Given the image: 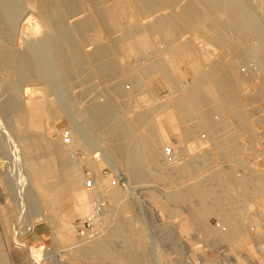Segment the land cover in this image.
<instances>
[{
	"label": "bare ground",
	"instance_id": "bare-ground-1",
	"mask_svg": "<svg viewBox=\"0 0 264 264\" xmlns=\"http://www.w3.org/2000/svg\"><path fill=\"white\" fill-rule=\"evenodd\" d=\"M181 1L0 0V81L6 82L14 92L21 87L17 90L21 101L10 95L9 98L1 99L0 114L5 119L14 117L18 129L23 125L25 129L33 130L32 133L25 131L26 133L16 135L17 160L24 163L27 177L39 192L42 203L47 205V209L50 208V212L51 208H55L56 198L62 194H68L74 200L76 211L85 215V219L91 215L98 200L104 201L105 205L97 219L94 236L82 240L80 238L78 241L64 238L60 234L57 236V239L68 243V249L64 258L61 257L64 261L59 263L60 259L54 264H78L79 259L76 261V258H105L111 260V264H130L142 252L139 248L143 247H136L137 238L136 242H129L128 235L134 233L140 241L143 233L142 226L133 215L131 218L115 217L103 230L104 217L109 216L106 214L105 198L118 201L124 187L113 185L106 190L103 187L105 179L97 174L94 178L95 187L85 188V174L74 166L70 158V151L83 140L82 135L72 132L69 144L64 143L63 138L49 140L45 137L44 129L49 127L45 122L46 110L52 103L47 100L48 97L39 95L40 91L37 90V94L35 89L27 87L45 79L40 63L41 56L44 57L42 60L49 61L48 65L52 63V71L62 88L75 71L89 73V64L100 79L107 82L110 79L115 80L109 86L113 92L106 97L105 102H92L81 111L85 123L95 133L100 130L107 131V137L111 141L107 144L108 151L118 159L124 176L128 179V189L139 182L160 180L170 186L181 180V183L177 182L175 189H167L162 196L167 195L169 203H175V211L179 207H186L183 209L185 212L182 211L185 215L176 224L182 235L189 234L194 228L200 230L203 238L208 241L227 244L238 240L246 242L248 225H254L255 229L258 221L255 211L250 213L247 208L244 210L239 206V202L229 192L231 188H235L234 191L239 197L254 198L257 194L261 198L258 212L264 215V171H256L255 174L249 173L255 170L243 171L239 175L238 166L246 164L245 160H236L239 145L228 143L227 140L217 141L219 137L216 136L217 130L231 123L240 134L249 137L251 143L260 142L255 139L254 129L256 130V123L264 127V118L255 119L253 116L256 108H245L240 101L244 97L249 98L251 103L256 98L264 97V20H259L245 11L246 7L255 9L257 2L263 0ZM167 8L169 11H163ZM25 11L32 14L26 17ZM23 16L33 37H24V47L21 48L15 46V41L12 40L17 35V25ZM29 29L26 31L29 32ZM187 33L190 35L187 36ZM153 37L159 39V47L154 45ZM85 42L94 45L85 49ZM185 54H192L195 58L192 66L195 75L191 81H178L172 72L175 67L172 64L173 59ZM150 55L155 58L149 59ZM125 56L135 58L138 66L132 61L120 65L116 59ZM244 65L247 68L243 69ZM152 79H159L162 84L172 89L169 102L164 103V109H168H163L159 115L156 114L157 109L154 113L151 107H147L129 116V112L136 110V105L143 103L138 102L140 99L135 103L133 97L136 94L132 93L145 90L148 80ZM256 81L258 85L254 94L243 93L246 84L252 86ZM127 82L130 83L132 91L126 89ZM143 95H136L137 99L148 96ZM150 116L152 122L149 120ZM50 120L51 128L59 129L60 124L66 122V117L53 113ZM189 121L193 122L188 123ZM219 122L223 124L214 129L213 126ZM212 128L214 131L211 132ZM169 129L179 133L183 146L169 142ZM197 134H203L202 139L211 141L209 143L217 148V152L210 153L207 149H199L207 145L201 146L204 142H188ZM167 144H172L174 149L170 155L165 153ZM197 149L202 152L196 153ZM262 152L264 153V148ZM223 158H226L229 165L219 163L218 170L202 177L205 175L201 171H205L212 162ZM91 161L89 158L84 162L94 166ZM97 162L102 165V158ZM11 182L0 159L1 188L5 191ZM153 185L145 186L150 189L148 195L151 199L156 198L152 192L154 188H151ZM91 195L95 197L93 204ZM17 206L19 205L12 202L1 208L6 228L10 225V229L9 214L16 212ZM117 206L120 212L130 208L125 201L119 202ZM169 207L163 203L161 211H173L168 210ZM211 215L218 217L221 226L219 229H213L206 224V219ZM28 230L33 232L28 235L31 238L35 234L45 235L44 225L41 224L32 225L30 229L25 228L26 233ZM10 239L8 241L13 245L14 239ZM3 258L4 255L0 252V262L6 261ZM68 259H75L78 263L67 261ZM176 261L172 260L174 264L179 263Z\"/></svg>",
	"mask_w": 264,
	"mask_h": 264
},
{
	"label": "rangeland",
	"instance_id": "rangeland-1",
	"mask_svg": "<svg viewBox=\"0 0 264 264\" xmlns=\"http://www.w3.org/2000/svg\"><path fill=\"white\" fill-rule=\"evenodd\" d=\"M181 2H183V0ZM263 2L260 1L259 2L260 4L257 2V4L255 5V9H252L251 7H246L245 11L247 13L255 15V17L258 18L259 20L260 19L264 20ZM176 8L178 9V6ZM167 10L169 11L168 8L166 10L164 9L163 11L166 12ZM24 14L27 17L32 13L25 11ZM26 23H27L26 18L23 16L22 19L19 20V24L17 25V31H16L17 35L14 38L15 40L14 39L12 40V42L15 41L13 42V44L15 43L14 44L15 46L23 48L24 47L23 42L25 38L28 39L30 37H33V35L30 33V29H29L30 26L28 25V23L27 24ZM42 27L43 29L45 28L44 26ZM28 29L29 32L26 31ZM186 35L188 36L190 35V33H187ZM152 41L156 47H159L160 41L158 38L153 37ZM85 43H86L84 45L85 49H90L94 45L91 42H85ZM152 56L153 55H150L149 59L155 58L154 56L153 57ZM41 57L44 58L43 56ZM42 58L40 63L42 66V70L45 74V79L38 84H30L27 87L28 88L32 87V89L36 90L37 94L40 93L39 95L46 96V98L48 97L47 100H49L50 103H52L50 104V107L46 110L45 122L47 125H49V127H45L44 129L45 137L49 140H57L63 138V134L65 132H68L70 134V138L72 132L75 133V135L77 134L80 136L82 135L83 140H80L79 143L75 145L73 149L70 151V158L74 166L76 168H79L85 174L83 179V185H85V188H87L86 187L87 178L90 176L95 178V175L97 174L101 176V178L105 179L103 183V187L106 190L110 189L113 186L112 179L114 178V176H121L124 178L125 181L126 180L128 181V179H126L124 176L122 167L118 162V159L113 157L111 153L108 151L107 144L110 141V139L107 137L108 136L107 131L100 130L99 133H95L89 130L85 123V118L82 115L83 109L88 104H91L92 102L102 104L103 102H105V100L110 96L109 94L113 92V89H111L109 86H111L115 80L110 79L107 82V80L100 79L96 75V73L91 70L92 67L89 64L90 69H87L89 73L82 72L79 70H78L79 72L75 71L72 78L67 80V82L65 81L64 83L65 87L62 88L60 87L59 79L54 76V73L52 71L53 69L52 63L48 65L49 61L45 59L46 60L45 62V60L44 59L42 60ZM116 60L118 63H120V65L122 64L125 65L127 61H132L135 62V65L137 64L136 66H138V63H136L137 62L136 59L133 57L130 58L128 56L122 58L119 57ZM194 63H195V58L192 54H185L183 56L174 58L172 63L175 66L174 68H172L174 78L178 81H180V79L181 81H191V79L195 75V72L192 67ZM242 67L243 69L247 68L245 65ZM5 78H8V76H5ZM56 80L58 81L56 82ZM257 85H258L257 81L252 86L251 84L250 85L246 84L244 88L245 92L243 93L247 92L248 94L249 93L254 94L256 92ZM125 86L127 90L132 89V87L130 88V83L128 82L126 83ZM20 88L21 87L17 88L15 90L16 92H14L12 89L8 87V84L6 82L0 81V100L9 98L11 96L14 98H18L21 101L20 93H18L17 91ZM37 90L38 92L39 91L40 92L38 93ZM145 90L141 89V91H136L132 93L140 97L144 96L143 94H147L148 96H145L144 97L145 99L144 98L142 99L140 97H138L137 99L136 95L133 97L135 99V103H137L136 101H138L139 99L140 100L138 102L143 101V103L136 105L135 107L136 110H134L133 112H129L128 113L129 116H133L137 111L145 109L147 107H151L154 110V111L152 110L154 113L156 112L157 109L156 114L158 113L159 115L162 114L161 111H163L165 107L164 103L165 101H167V103L169 102L168 99H170L171 97L170 93L172 89L169 86L162 84L161 80L152 79V80H148V86L145 87ZM140 92L143 93L141 94ZM11 94L14 96H12ZM144 102L146 103L144 104ZM150 102L153 103L151 104ZM251 103L249 98H244V97L240 101V104L245 108H249V109L256 108L253 116L255 119L264 118V97L258 99L256 98L253 101L252 105H248ZM165 109L168 108L166 107ZM53 113H56L58 115L62 114L65 115L66 117V122L61 123L59 129L51 128L50 123L52 122V120L50 119L53 116ZM67 113L69 116L67 115ZM152 113L151 116L154 114ZM260 115L261 117H259ZM0 116L2 117V118L0 117V144L3 145L2 147L0 146L1 147L0 159L4 165V170L7 173V176L8 177L10 176V182L13 180L11 184L9 183L6 186L7 191L6 190L4 191V189L1 188L2 186L0 184V210L3 207L5 208V206L7 205L9 206L10 203L12 202L14 204L19 205L17 206L16 212L14 211L9 214L11 217L8 215V217L11 218L10 229H9L10 225H8V228L5 227L4 215L1 214L2 211H0L1 214L0 215L1 217L0 252H2V254L4 255L3 260L4 259L6 260L0 262V264H5V263L6 264H43V263L48 264L52 262L54 264L55 261L57 262L60 259L61 262L59 261V263H62V261H64L62 258H64L66 250L68 249V245H67L68 243L60 240L59 238L57 239V236L59 234L64 236V238L66 237L72 238L73 240L78 241L80 240V238L82 240L86 237L88 238L89 236H94L96 231L88 234L89 236H84V237L81 236L80 230H78V225L82 221H84L85 215L76 211L74 200L68 194H62L56 198L55 208H51L52 212H50L49 207L48 209L46 208L47 205L42 203V199L39 192L36 190L35 186L29 180V177H27L28 175L24 171L26 170L25 165H23L24 163L23 162L20 163L19 160H17L18 157L16 156V152H15V150L18 149L15 145L17 143L16 135L24 133L25 131L28 133H32L33 130L31 129L27 130L23 125L21 128L18 129V127L15 125L14 117L9 116L8 118L5 119L1 114ZM151 116L149 118L150 122L153 121V119H151ZM191 122L193 121H189L188 123ZM222 124L223 122L221 123L219 122L215 124L213 128L215 127L214 129H216ZM262 127L263 126L260 124L258 125V123L255 124V128H256V130L254 129L255 139L260 141L257 144L255 143V141L251 143L250 138L240 134L237 129H234L231 123H228L225 127L217 130L216 136L219 137L217 141L227 140L228 143L234 142L235 144L239 145V151L237 153L236 160L237 161L245 160L246 163L238 166L239 175H241L243 171L249 172L255 170V172H249L253 174L257 173L256 171H258V173L264 171V153L262 152V148H264V129H263L264 127L263 128ZM213 128L211 129V132L214 131ZM258 130L261 132H259ZM168 135L170 139L169 142H172L173 144L177 143L178 146L179 145L183 146V143L181 145L180 142L181 138L177 131L173 129H169ZM201 136H203V134H197L196 136L194 135L192 139L188 140V142H195V141L198 143L204 142L203 144L201 143L202 144L201 146H203L204 144L207 145H204L203 146L204 148L199 147V149L201 150L203 149L202 151H205L207 149L206 151L210 153L215 151L217 152V148L215 149V147H213L212 144H210L211 141L206 140L204 138L202 139ZM179 142L180 144H178ZM171 145L172 144H167L166 147L170 148L172 153L174 149L173 146L171 147ZM259 146L261 148H257ZM166 147H165V153H167ZM199 149H197L198 152L196 153L202 152ZM260 152L263 154H261ZM89 158H91L92 160L91 162L94 164L95 167L93 165H89L84 162L86 159ZM101 158L103 163L102 165L98 164L97 162ZM219 163L220 165H225V166L229 165L226 158H223L220 161L212 162L209 166L205 168V171L200 172L203 173V175H205L202 177H206L207 175L212 173L215 169L218 170ZM191 181H194V179H192ZM177 182L181 183V180ZM177 182L174 183V185L172 184L170 186L168 185L169 187L163 184V182H161L160 180L159 181L157 180L156 182L134 183L130 186L131 187L130 189H128L127 186H124V189L122 188V191L119 195L120 199H118V201L113 202L110 201L108 198H105L106 208H107L106 214L108 213L109 216L106 217L105 215L104 217L103 230H105V227H108L110 225V223L113 221L112 219H114L115 217L131 218L132 215L136 219V221H138L137 223H139V225L142 226L143 236L142 237L140 236L141 239L140 241L139 238L134 235V233H131V235L129 234L127 238L129 239V242L130 241L136 242L135 239L137 238L138 242H136V247L137 248L143 247V249L139 248L142 251L140 252L141 256L138 255L137 258H134L133 261L130 262V264L132 263L133 264H163V263L174 264L173 262H177L176 260H178L179 262L177 264H185V263L186 264H211V263L212 264H218V263L219 264H223V263L224 264H264V215H261L258 212V208H259L258 202L261 201V198L257 194L254 196V198L253 197L244 198V197H239V194L234 191L235 188H231L233 191L229 189L230 194L232 195L233 198L234 197L236 198V200L239 202V206L240 205L242 206V209L245 210L247 208V212L255 211V218L258 221V226L255 225V229H253L254 225L253 226L252 224L248 225L247 227L248 230L247 233L245 234V238L247 239L246 242H242L238 240L231 244L216 243L214 242V240L213 241L205 240L203 238L202 232L194 228L191 229L189 234L182 235L179 232V229L176 225L178 223L177 220L179 221L185 215L182 213L185 212L183 209H186V207L184 206L179 207L178 211L177 210L175 211L173 210L176 209L175 203L172 201H170L169 203V199L166 197L167 195H164L165 198H167V200L164 198V196H162L163 194H166L165 191L167 189L173 190V188L177 186ZM146 185L147 187L149 185H153L151 186V188H154L155 191L153 189L152 192L155 193L156 195L155 196L156 198H152L154 200H152L148 195V191L150 189H147V187H145ZM154 186H156L157 188ZM7 192L11 194L9 195ZM90 200L91 203L93 204V201H95V197L91 195ZM122 201L128 203L130 207L128 211L125 212L119 211L117 204ZM163 203L167 207L170 206L168 210L171 209L173 211L162 212L161 205ZM171 204L174 206H172ZM39 224L44 225L45 235L35 234V237L33 238L28 237V235L33 232L32 231L30 232L28 230L29 232L26 233L25 228L30 229L32 225L36 226ZM206 224L213 229L216 228L219 229L221 227L219 224L218 217L215 215L209 216L206 219ZM258 229H260L261 231L258 232ZM8 238L9 239L13 238L15 240L12 241V244L14 243L13 245L9 243L11 239L8 241ZM4 253H6L7 255ZM5 256L6 257L9 256V257H7L6 259ZM48 259L50 260V262H48L49 261ZM78 259H79L78 262L81 264H101V262L102 264H111L110 262L111 260L109 259L106 260L105 258L103 259L99 258L98 260L95 258H87V259L76 258V261ZM73 260L74 261L68 259L67 261L73 263L76 262L75 259ZM212 260L213 262H211ZM112 264L115 263L112 262Z\"/></svg>",
	"mask_w": 264,
	"mask_h": 264
},
{
	"label": "built area",
	"instance_id": "built-area-1",
	"mask_svg": "<svg viewBox=\"0 0 264 264\" xmlns=\"http://www.w3.org/2000/svg\"><path fill=\"white\" fill-rule=\"evenodd\" d=\"M63 141L66 144L70 143L71 138H70V134L68 132H65L63 134ZM167 153L169 155L171 154L170 148H167ZM112 185H122L124 187V186H126V181L121 176H114V178L112 179ZM86 187L87 188L95 187V179L92 176L87 178ZM96 204L97 205L94 207L91 215L88 216L86 219H84V221H82L78 225V230H80V234L82 237L89 236L88 234H90L91 232H95L94 228L96 226L97 219L100 216V214L102 213L104 206H105L104 201H102V200H98V202Z\"/></svg>",
	"mask_w": 264,
	"mask_h": 264
}]
</instances>
